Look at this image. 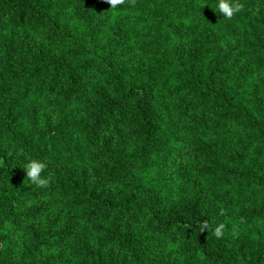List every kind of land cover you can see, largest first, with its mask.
Segmentation results:
<instances>
[{"label":"trees","instance_id":"obj_1","mask_svg":"<svg viewBox=\"0 0 264 264\" xmlns=\"http://www.w3.org/2000/svg\"><path fill=\"white\" fill-rule=\"evenodd\" d=\"M239 2L0 0V264H264V0Z\"/></svg>","mask_w":264,"mask_h":264},{"label":"clouds","instance_id":"obj_2","mask_svg":"<svg viewBox=\"0 0 264 264\" xmlns=\"http://www.w3.org/2000/svg\"><path fill=\"white\" fill-rule=\"evenodd\" d=\"M104 2L110 5V9L116 10L126 4L135 6L136 0H104ZM212 8L222 14L223 17L231 20L237 13L243 11L244 5L239 0H218L217 5ZM48 167V162L40 159H30L23 165L27 180L31 182V185H35L38 188H45L50 184V176L46 177L43 175ZM221 214H223V210H221ZM198 227L200 232L203 233L205 230L208 231L211 226L207 220H203ZM225 228L226 225L223 222L219 223L213 230V235L217 238H222Z\"/></svg>","mask_w":264,"mask_h":264}]
</instances>
